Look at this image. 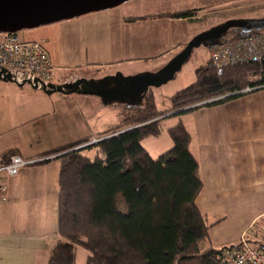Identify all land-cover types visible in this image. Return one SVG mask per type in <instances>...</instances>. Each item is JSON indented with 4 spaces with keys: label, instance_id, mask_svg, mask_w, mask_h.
I'll use <instances>...</instances> for the list:
<instances>
[{
    "label": "crops",
    "instance_id": "obj_1",
    "mask_svg": "<svg viewBox=\"0 0 264 264\" xmlns=\"http://www.w3.org/2000/svg\"><path fill=\"white\" fill-rule=\"evenodd\" d=\"M111 10L112 8L105 9L108 12ZM99 12L103 11L90 13L101 14ZM87 14L64 19L62 24H65V29L61 25V30L47 34V38H38L44 39L50 62L55 66L52 83L60 86L62 81H67L65 89L73 81L82 78L91 79L98 84L104 83L107 76L119 79L129 73L128 60H160L166 54L181 51L180 45L167 50L160 48L150 31V24L158 26V21H171L174 17L129 19L147 14L105 16L98 21L88 49L87 44L83 46V42L89 33H86V29L90 28V23L81 24L80 21ZM116 22L119 26L127 25V29L129 26H140L141 34L146 40L150 38L146 43H152V47H145L144 53H136L135 47L130 45L131 54H127V50H122L114 41ZM75 30H79L78 40L75 38ZM42 34L45 35V32L42 31ZM93 49L97 51L94 52ZM209 55L210 50L205 58L193 65V72L198 65L209 59ZM170 59H163L158 68L153 67L151 72L146 73L157 72ZM139 70L141 73V67ZM7 80L0 78V91L4 100L3 107L0 108V153L13 150L26 158L37 157L43 151L80 137H97L109 125L134 113L133 96L126 94L129 89H133L131 86L116 88L109 81L107 88L101 89L102 91L85 85L90 89L89 92H77L83 83L81 82L75 91L62 93L51 89L40 90L26 80L18 86ZM150 86L139 96V106H143V95L149 92ZM174 92L175 90L171 95ZM109 99L113 101L108 105L102 103ZM168 108L169 106L162 110ZM178 119L179 117L177 121ZM180 119L189 131L190 149L198 163L202 182V190L196 196L195 203L201 213L210 220H215L208 230L211 243L215 246H228L245 238L252 246L264 250V245H261L264 243V87L241 93L220 103L197 107L183 114ZM36 132H43L42 136L39 134L42 139H36ZM146 137L158 138L157 135ZM155 144L158 145L156 142ZM93 154L90 153L89 157ZM53 159L56 158L30 164L38 167L21 166L16 175L8 178L7 199L0 202V213L17 206L18 211L25 214L27 206L19 207L18 194L21 192L22 195L23 189L30 184L29 176L32 177L36 172L46 173L45 164ZM14 222L16 227L19 226L18 229L20 226L28 228L30 224ZM18 243L19 240L10 241L6 245L0 242V264H6V259L14 256V251L20 245ZM49 250H46V254ZM15 255L20 257L19 254ZM40 256L39 254L38 263L44 264L47 256L42 261ZM261 261L262 259L258 264Z\"/></svg>",
    "mask_w": 264,
    "mask_h": 264
},
{
    "label": "trees",
    "instance_id": "obj_2",
    "mask_svg": "<svg viewBox=\"0 0 264 264\" xmlns=\"http://www.w3.org/2000/svg\"><path fill=\"white\" fill-rule=\"evenodd\" d=\"M189 13L150 17L187 18ZM137 18L146 16L129 19ZM232 29V36L222 41L251 33ZM0 72L3 77L1 67ZM260 87H264V56L222 67L208 59L195 68L192 82L174 92L168 109L157 111L148 93L142 113L125 115L109 125L98 133L96 143L84 145L91 136H83L39 153L40 160L32 163L59 160L58 235L70 248L75 244L86 248V264H223L224 249L242 243L215 246L210 241L208 230L215 220L195 203L202 182L185 124L179 118L166 128L172 144L156 157L141 139L157 135L159 121L167 115H183ZM119 195L126 210L117 205Z\"/></svg>",
    "mask_w": 264,
    "mask_h": 264
},
{
    "label": "rangeland",
    "instance_id": "obj_3",
    "mask_svg": "<svg viewBox=\"0 0 264 264\" xmlns=\"http://www.w3.org/2000/svg\"><path fill=\"white\" fill-rule=\"evenodd\" d=\"M182 10L190 11L187 18L179 17L178 19L177 17H174L171 21L168 19H165L164 21L160 20L156 23L158 26L150 24V31L152 32L153 38H155L154 40L156 44L159 45L160 48L167 50L170 47L174 48V46L180 45L182 46V48L180 47L182 50L185 47L186 42H189L195 35L206 31L215 25L221 24L228 19H262L264 18V0H127L112 7V10L109 12L104 9L101 10L103 12H99L101 14L93 15L92 13H89L84 16L85 18L80 20L81 24L90 23V28L86 29V33H88V31L89 33L83 42V46H86L87 44V48L89 49L88 44L92 43L93 34L96 31L98 21L104 19L105 16L128 17L129 15L147 14L144 15L146 18H156L150 17V15L154 16L156 14L172 13ZM181 19L183 20L181 21ZM63 21L64 20L32 28L20 29L17 31V36L19 39L26 40L38 39L41 36L47 38V34L61 30V25H63V29L66 28L65 24H62ZM116 25V33L113 34L115 38L114 41L117 42L118 47H121L122 50H127V54H131L130 45L135 47L136 53H144L146 52L145 47H152V43H149L150 46L146 43L150 38L148 37L146 40V37L141 34L140 26L137 28L129 26L127 29V25L124 27L123 25L119 26L117 22ZM49 28L51 30H47ZM42 31L45 32V35L42 34ZM80 31L82 32V29ZM78 32L79 30H75V38L77 40ZM233 33L234 31L232 27H230L227 31L222 33L220 37L213 38L210 41H203L199 46L193 49L190 57L182 64L181 68L177 71L178 73L176 72L177 75L175 74V77L170 78L157 86H150L149 92L147 91L146 94L151 93L153 96L157 111L171 105V93L173 90L176 91L194 80L193 65L200 62L201 58H205L210 47L213 44L220 43L223 39L230 38ZM103 41L104 39L101 40V45H103ZM72 42H74V40H72ZM98 48L99 46H97V49ZM93 50L94 52L97 51L96 49ZM175 54L177 53L172 52L171 54H166L165 57H162L160 60L146 58L128 60L127 67H129V69H127V71L129 73L123 76H136L138 74L151 72L150 70H152L153 67L158 68L159 64L163 62V59L169 60ZM140 67L142 69L141 73L139 70ZM2 70L4 71V75L7 76V81L13 82L17 86L26 79L34 78L28 72L19 69L6 67L2 68ZM88 81H91V79ZM67 83V81H62L60 87L65 88ZM43 84L45 85V89H48L47 91H50L49 89L53 90L59 86L54 83L43 81L39 83L37 87L41 90L43 89ZM83 90L87 92L90 91L89 88L85 87L84 83H81L77 92ZM140 97L139 95H135L132 98L134 112L136 113H142L144 111L143 107L138 105ZM112 101L113 99H109L106 102L102 101V103L108 105V103ZM3 103L4 100H2V93L0 91V108L3 107ZM181 116L183 115L164 117L159 121L161 127L157 134L158 138L144 137L141 139V144L145 146L152 156L156 157L158 154L170 148L172 142L166 132V128L177 122V117L181 118ZM39 134L42 136L43 132L34 134L35 136H38L36 139L41 138ZM155 142L158 143V145H156ZM21 157L24 161H31L37 158ZM45 165L46 173L36 172L32 177L29 176L28 180L30 181V184L23 189L22 195L21 192L18 194V198H20L19 207L27 206L25 214L19 212L16 208L17 206L11 207V209L5 213H0V242L6 245L7 243H10V241L19 240L18 244H20L19 247L16 246L18 248L14 251L15 254H19L20 257L13 254V257L6 259V261H8L6 264H40L38 263L39 254L41 255L40 261L47 256V261L44 262V264H86V258L88 255L86 248L79 244H75L74 247L70 248L68 246L69 242L60 237L57 232L59 160H50L49 162H46ZM23 166L26 168L32 165L25 164ZM32 167L38 166L34 165ZM117 205L120 209L126 210V204L120 195L117 197ZM14 221H16V223L21 222V224L25 225H27L26 222H29L30 224H28V228L20 226L18 229L19 226L16 227ZM64 245H67V248L63 247ZM261 245H264V243ZM47 249L50 250L46 254ZM261 252L263 254L261 264H264V250L261 249Z\"/></svg>",
    "mask_w": 264,
    "mask_h": 264
},
{
    "label": "water",
    "instance_id": "obj_4",
    "mask_svg": "<svg viewBox=\"0 0 264 264\" xmlns=\"http://www.w3.org/2000/svg\"><path fill=\"white\" fill-rule=\"evenodd\" d=\"M127 0H0V32H12L24 28H32L52 22L69 19L84 15L93 11L104 10L115 7ZM230 27H237L244 32L254 31L264 28V18L262 19H228L221 24L215 25L210 29L195 35L185 47L168 61L161 69L155 73H143L136 76H121L119 79L115 76H107L104 83L98 84L87 79L73 81L67 86L56 87L52 91L70 92L75 91L79 84L83 82L87 87L96 90L107 88L109 81L116 85V88L133 87L126 93L128 96L141 95L148 86H157L170 78L175 77L176 72L182 64L190 57L193 49L199 46L203 41H210L218 38ZM214 45V44H213ZM0 72V78H7ZM26 82L38 86L43 82L41 79L34 77L26 79ZM43 89L45 85L43 84ZM99 140V139H97ZM95 141L86 144H94ZM38 159L31 160L32 162ZM40 160V159H39Z\"/></svg>",
    "mask_w": 264,
    "mask_h": 264
},
{
    "label": "built area",
    "instance_id": "obj_5",
    "mask_svg": "<svg viewBox=\"0 0 264 264\" xmlns=\"http://www.w3.org/2000/svg\"><path fill=\"white\" fill-rule=\"evenodd\" d=\"M264 56V28L251 31L243 38L221 41L210 47L209 59L215 67L244 62L247 60L260 61ZM0 67L15 68L28 72L33 77L52 83L55 77V66L50 62L49 53L43 39H19L12 32H0ZM92 137L88 142L95 141ZM87 143V142H86ZM98 150L99 147L96 146ZM94 156L91 155L92 158ZM32 161L16 154L0 153V202L7 199L8 178L16 175L19 168ZM240 247L226 248L223 251V264H258L262 259L260 248H255L242 238Z\"/></svg>",
    "mask_w": 264,
    "mask_h": 264
}]
</instances>
